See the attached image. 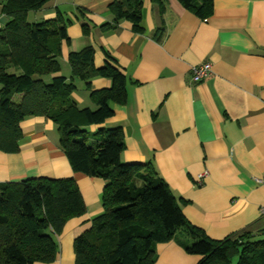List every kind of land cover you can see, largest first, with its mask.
Wrapping results in <instances>:
<instances>
[{
	"label": "crops",
	"instance_id": "crops-1",
	"mask_svg": "<svg viewBox=\"0 0 264 264\" xmlns=\"http://www.w3.org/2000/svg\"><path fill=\"white\" fill-rule=\"evenodd\" d=\"M110 1L48 0L26 15L43 20L60 12L70 20L58 56L60 71L52 76L69 79L68 53L85 46L93 47L96 67L114 64L101 47L116 58L125 77V101L112 103L113 114L88 130L120 126L121 161L150 163L173 194L185 200L181 209L186 219L209 238L264 231V0H213V12L205 20L177 0H162V13L155 1L142 0L141 32L127 20L101 30V23L111 22ZM7 20L0 5V29ZM161 23L164 34L155 40ZM204 61L211 63L210 75L192 82L190 67ZM74 84L72 99L94 107L89 90L106 88L110 81L97 77L89 87L77 79ZM20 127L18 151H0V182L74 180L85 212L64 224L52 262L33 263L74 264L73 239L101 213L104 181L71 169L50 120L30 117ZM203 171L207 175L199 180ZM155 253L154 264H196L201 258L173 240L157 243Z\"/></svg>",
	"mask_w": 264,
	"mask_h": 264
},
{
	"label": "trees",
	"instance_id": "trees-1",
	"mask_svg": "<svg viewBox=\"0 0 264 264\" xmlns=\"http://www.w3.org/2000/svg\"><path fill=\"white\" fill-rule=\"evenodd\" d=\"M48 0H0L8 20L0 29V151L19 149L23 137L20 123L40 116L50 120L58 134L71 169L104 181L100 194L102 211L90 227L73 239L74 264H154L155 246L170 240L186 253L200 255L196 264H264V231L244 230L220 240L209 238L182 213L185 200L176 197L150 163H125L120 126L102 124L113 114L112 103L126 98L125 77L117 60L101 47L109 62L93 63L94 49L85 46L67 56L70 78L54 75L60 71L61 42L67 41L69 19L57 12L54 17L28 22L29 11ZM164 11L162 0H153ZM201 20L213 12V0H177ZM111 22L121 20L143 31L142 0H111ZM77 12L85 16L82 8ZM83 32L88 25L82 24ZM161 23L153 37L161 39ZM110 81L106 88L89 90L94 107L81 106L71 94L74 80L87 87L92 79ZM85 212L79 189L71 177H36L0 182V264L49 263L58 251L57 236L72 217Z\"/></svg>",
	"mask_w": 264,
	"mask_h": 264
},
{
	"label": "built area",
	"instance_id": "built-area-1",
	"mask_svg": "<svg viewBox=\"0 0 264 264\" xmlns=\"http://www.w3.org/2000/svg\"><path fill=\"white\" fill-rule=\"evenodd\" d=\"M192 82H199L204 78L208 77L211 73V63L209 61H204L200 64H195L190 67ZM207 175L206 171H203L197 175L199 180H202ZM261 213H264V208L260 209Z\"/></svg>",
	"mask_w": 264,
	"mask_h": 264
},
{
	"label": "rangeland",
	"instance_id": "rangeland-1",
	"mask_svg": "<svg viewBox=\"0 0 264 264\" xmlns=\"http://www.w3.org/2000/svg\"><path fill=\"white\" fill-rule=\"evenodd\" d=\"M27 14H28V13H27ZM26 19H27L28 22H38V21H41V20L33 19V15H32V13H29V15H28V17H27ZM37 19H38V18H37ZM70 19H71V18H70ZM71 21H72V19H71ZM72 23L74 24V25H73L74 27L77 26V25H75L74 21H72ZM70 34H71V35H74V29H72V31H71ZM77 82H78V81H77ZM234 263H235V260H233L231 264H234Z\"/></svg>",
	"mask_w": 264,
	"mask_h": 264
}]
</instances>
